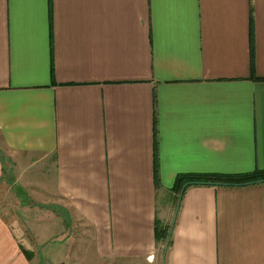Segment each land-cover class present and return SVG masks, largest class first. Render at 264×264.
<instances>
[{
	"label": "crops",
	"instance_id": "0c3cea01",
	"mask_svg": "<svg viewBox=\"0 0 264 264\" xmlns=\"http://www.w3.org/2000/svg\"><path fill=\"white\" fill-rule=\"evenodd\" d=\"M257 169L264 0H0V264L54 250L24 192L81 226L67 264H264V183L172 191Z\"/></svg>",
	"mask_w": 264,
	"mask_h": 264
},
{
	"label": "rangeland",
	"instance_id": "374dc122",
	"mask_svg": "<svg viewBox=\"0 0 264 264\" xmlns=\"http://www.w3.org/2000/svg\"><path fill=\"white\" fill-rule=\"evenodd\" d=\"M28 177V174L25 175L24 181L27 180ZM4 183L7 185V189L10 188L11 195L16 197L14 190L15 186H11L12 183H10L8 177L7 179L4 177ZM24 195L26 197H24L21 202L13 200L14 202L10 203L9 211L6 213L8 215L6 218L7 224L14 229L23 228L29 233L31 229L44 232H42L43 235L41 232L40 234L38 232L37 237L30 234L29 237L24 239L31 244L39 241V243L46 242L54 245V250H51L50 255L46 253V249L42 250V246L39 247L38 264H67L66 261L69 257V253L73 247H75L74 237L78 234L77 229L81 232V226H79L77 221L71 220L68 216L67 209L61 205L62 203L58 204L55 202L53 197L46 203V201L43 202L45 196L42 197L41 194L30 196L27 192H24ZM1 203L2 201L0 200V204ZM176 205L177 204H175V206ZM69 229L73 232L71 235L66 232ZM48 234L49 236H47ZM23 236H25V234H23ZM163 248H165L164 245L160 248V251H163ZM86 254L89 258L93 257V255L87 251ZM87 256L85 257L89 259Z\"/></svg>",
	"mask_w": 264,
	"mask_h": 264
},
{
	"label": "trees",
	"instance_id": "16d2710c",
	"mask_svg": "<svg viewBox=\"0 0 264 264\" xmlns=\"http://www.w3.org/2000/svg\"><path fill=\"white\" fill-rule=\"evenodd\" d=\"M259 183H264V169H257L252 172L237 174H196V175H177L172 187L175 197V204L178 202L179 195H183L186 188L191 185H210V186H228L243 187ZM170 228L162 229L156 225V240L162 243L167 242V236ZM170 240L168 242V245Z\"/></svg>",
	"mask_w": 264,
	"mask_h": 264
},
{
	"label": "water",
	"instance_id": "95a60500",
	"mask_svg": "<svg viewBox=\"0 0 264 264\" xmlns=\"http://www.w3.org/2000/svg\"><path fill=\"white\" fill-rule=\"evenodd\" d=\"M181 197H182V196L179 195V199H178V202H177V205H176V209H175V215H176V213H177V210H178V207H179V204H180V199H181ZM171 229H172V226H171V228H170V230H169V233H167L168 236H167V242H166V248H165V249L168 248V242H169V240H170Z\"/></svg>",
	"mask_w": 264,
	"mask_h": 264
}]
</instances>
